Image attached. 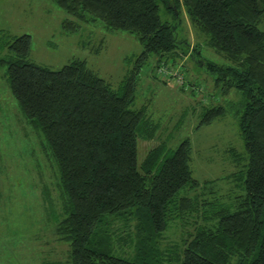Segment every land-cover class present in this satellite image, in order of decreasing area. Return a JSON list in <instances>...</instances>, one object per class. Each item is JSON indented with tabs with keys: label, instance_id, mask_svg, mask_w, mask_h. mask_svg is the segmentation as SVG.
I'll use <instances>...</instances> for the list:
<instances>
[{
	"label": "trees",
	"instance_id": "obj_1",
	"mask_svg": "<svg viewBox=\"0 0 264 264\" xmlns=\"http://www.w3.org/2000/svg\"><path fill=\"white\" fill-rule=\"evenodd\" d=\"M54 1L78 19L66 20L71 32L79 21L101 20L109 29L137 35L143 45L114 90L85 60L53 70L28 60L30 35H5L8 53L0 65H7L11 93L59 170L65 217L56 234L70 243L72 264H153L155 256L167 257L158 249L163 234L189 217L194 228L183 238L182 257L165 261L264 264V0H173L175 9H169L177 20L185 7L206 46L228 62L202 59L217 93L240 94L237 104L203 108L197 127L234 112L244 139L242 193L219 209L203 195L180 196L183 189L212 190L216 183L194 178L190 139L175 150L162 141L138 160L139 141L155 140L160 129L147 106L135 108L143 65L151 57L156 68L174 65L187 53L174 23L162 20L157 0ZM200 47L194 56L202 57ZM108 217L136 221L133 260L112 254Z\"/></svg>",
	"mask_w": 264,
	"mask_h": 264
},
{
	"label": "rangeland",
	"instance_id": "obj_2",
	"mask_svg": "<svg viewBox=\"0 0 264 264\" xmlns=\"http://www.w3.org/2000/svg\"><path fill=\"white\" fill-rule=\"evenodd\" d=\"M157 3L162 20L174 23L177 38L187 53L174 65L156 68L154 57L143 65L135 108L147 106L160 129L155 140L139 141L138 160L162 141L175 150L190 139L194 178L201 183H216L212 190L183 189L180 196L203 195L219 209L242 193L248 165L244 139L234 112L209 126L197 127L203 108L237 104L240 94L236 90L228 97L217 93L214 78L202 65V59L228 62L206 46L205 37L192 24L185 7H181L175 20L169 10L175 9L173 0ZM68 19L78 20L54 0H0V60L8 53L6 34L30 35V62L58 70L74 59L85 60L116 90L143 51L137 35L109 29L101 20L79 21L78 30L71 32L64 28ZM198 45L202 57L194 56ZM64 217L65 198L57 164L12 95L7 65H0V264H72L70 243L56 234ZM108 218L114 238L112 254L131 259L137 239L136 221ZM194 220L189 217L185 225L180 221L173 223L159 242L160 253L182 257V241L193 230ZM127 240L131 243L124 242ZM165 259L157 255L153 264H172Z\"/></svg>",
	"mask_w": 264,
	"mask_h": 264
}]
</instances>
